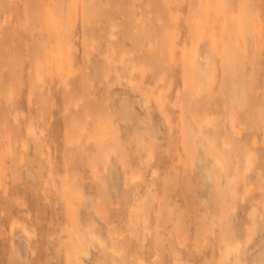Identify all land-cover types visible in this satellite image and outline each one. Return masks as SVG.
<instances>
[{
  "label": "rangeland",
  "instance_id": "374dc122",
  "mask_svg": "<svg viewBox=\"0 0 264 264\" xmlns=\"http://www.w3.org/2000/svg\"><path fill=\"white\" fill-rule=\"evenodd\" d=\"M73 262L264 264V0H0V264Z\"/></svg>",
  "mask_w": 264,
  "mask_h": 264
},
{
  "label": "bare ground",
  "instance_id": "6f19581e",
  "mask_svg": "<svg viewBox=\"0 0 264 264\" xmlns=\"http://www.w3.org/2000/svg\"><path fill=\"white\" fill-rule=\"evenodd\" d=\"M123 64V63H122ZM132 71V70H131ZM247 159H248V161H250V158H249V156L247 157ZM72 264V263H71ZM73 264H74V262H73Z\"/></svg>",
  "mask_w": 264,
  "mask_h": 264
}]
</instances>
